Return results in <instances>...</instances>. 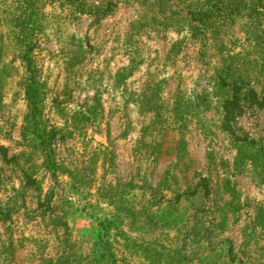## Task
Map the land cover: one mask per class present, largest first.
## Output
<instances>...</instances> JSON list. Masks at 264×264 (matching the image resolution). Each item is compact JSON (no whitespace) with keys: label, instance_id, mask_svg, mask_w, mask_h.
I'll use <instances>...</instances> for the list:
<instances>
[{"label":"rangeland","instance_id":"obj_1","mask_svg":"<svg viewBox=\"0 0 264 264\" xmlns=\"http://www.w3.org/2000/svg\"><path fill=\"white\" fill-rule=\"evenodd\" d=\"M235 89L264 96V0H0V264H264Z\"/></svg>","mask_w":264,"mask_h":264},{"label":"trees","instance_id":"obj_2","mask_svg":"<svg viewBox=\"0 0 264 264\" xmlns=\"http://www.w3.org/2000/svg\"><path fill=\"white\" fill-rule=\"evenodd\" d=\"M208 14L199 13V18L202 19ZM27 98L32 109V116L35 118L39 111V100L37 98V87L35 84V76L32 72L31 83L27 91ZM248 106L257 108L259 110L264 109V96L261 98L256 92L251 91L248 95H242L240 89H235L234 95L226 100L223 104L224 118H223V129L230 135L234 136L236 140L249 143V139H242L236 135L235 125L237 124L238 118L241 117L244 109ZM250 144H255L252 142ZM51 160V157L48 156Z\"/></svg>","mask_w":264,"mask_h":264}]
</instances>
